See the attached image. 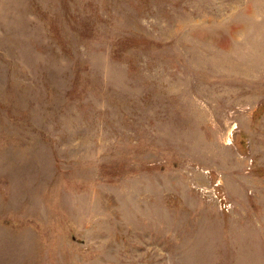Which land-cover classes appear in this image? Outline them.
<instances>
[{"label": "rangeland", "instance_id": "rangeland-1", "mask_svg": "<svg viewBox=\"0 0 264 264\" xmlns=\"http://www.w3.org/2000/svg\"><path fill=\"white\" fill-rule=\"evenodd\" d=\"M0 264H264V0H0Z\"/></svg>", "mask_w": 264, "mask_h": 264}]
</instances>
